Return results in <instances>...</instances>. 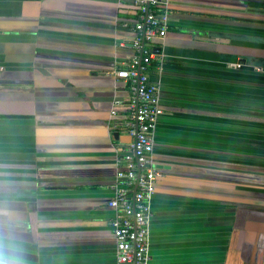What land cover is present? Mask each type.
Segmentation results:
<instances>
[{
  "label": "crops",
  "instance_id": "crops-1",
  "mask_svg": "<svg viewBox=\"0 0 264 264\" xmlns=\"http://www.w3.org/2000/svg\"><path fill=\"white\" fill-rule=\"evenodd\" d=\"M166 2L150 264H264V0ZM137 18L0 0V264H118L107 202L131 138L110 109Z\"/></svg>",
  "mask_w": 264,
  "mask_h": 264
},
{
  "label": "built area",
  "instance_id": "built-area-1",
  "mask_svg": "<svg viewBox=\"0 0 264 264\" xmlns=\"http://www.w3.org/2000/svg\"><path fill=\"white\" fill-rule=\"evenodd\" d=\"M131 1L138 7L135 37L130 41L134 55L113 73L116 81L127 87L128 98L126 103L114 100L110 109V118L125 109L122 126L131 142L116 161L110 186L113 195L107 207L115 213L111 227L117 263L150 264L152 199L162 176L153 160L154 132L163 110L159 86L149 78V66L161 56L154 42L166 37L170 12L166 0Z\"/></svg>",
  "mask_w": 264,
  "mask_h": 264
}]
</instances>
